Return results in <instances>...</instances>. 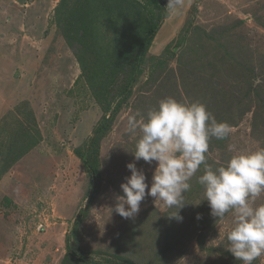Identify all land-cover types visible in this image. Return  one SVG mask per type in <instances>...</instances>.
Returning a JSON list of instances; mask_svg holds the SVG:
<instances>
[{"label": "rangeland", "instance_id": "rangeland-1", "mask_svg": "<svg viewBox=\"0 0 264 264\" xmlns=\"http://www.w3.org/2000/svg\"><path fill=\"white\" fill-rule=\"evenodd\" d=\"M167 3L0 0V264H242L226 248L234 213L217 220L203 200V165L182 220L150 196L133 219L111 211L127 163L151 185L127 118L161 99L231 126L209 140L212 168L264 147V0Z\"/></svg>", "mask_w": 264, "mask_h": 264}, {"label": "clouds", "instance_id": "clouds-1", "mask_svg": "<svg viewBox=\"0 0 264 264\" xmlns=\"http://www.w3.org/2000/svg\"><path fill=\"white\" fill-rule=\"evenodd\" d=\"M182 0H168L167 9L176 13ZM127 131L139 133L133 152L134 161L141 159L156 167L151 185L135 162L126 164L130 175L120 184L122 195L114 196L111 211L122 218L133 219L146 196L163 202L177 211L172 217L181 219L178 210L185 204L184 193L190 190V179L204 166L198 183L210 214L221 220L229 212L234 222L227 232V250L242 264H253L264 255V204L253 205L264 192V147L231 155L225 163L212 168L206 162L211 138H227L232 128L217 121L198 102L183 103L173 97L161 99L146 115L130 114ZM199 218V217H197Z\"/></svg>", "mask_w": 264, "mask_h": 264}, {"label": "trees", "instance_id": "trees-1", "mask_svg": "<svg viewBox=\"0 0 264 264\" xmlns=\"http://www.w3.org/2000/svg\"><path fill=\"white\" fill-rule=\"evenodd\" d=\"M156 29H157V26L154 28V27H150L148 30H147V32H146V35H145V37H144V39H146L147 41L150 39L149 37H151L154 33H155V31H156ZM144 41V40H143ZM143 41H142V44L140 45V49L142 50V48H144L143 47ZM141 50H139V51H137V53H136V55H135V60H139V58H140V54H141V52H143V51H141ZM141 51V52H140ZM136 62V61H135ZM119 62H117V64H118ZM135 67H133V69H134ZM100 72H102L103 74H106V75H108L107 73H106V68H100ZM111 72V71H110ZM112 73V72H111ZM110 77L111 76H109V77H107L108 79H110ZM134 78V75H133V73H132V71L130 72V76L127 78V82H128V84L132 81V79ZM111 79H113L112 77H111ZM124 93L126 94H128L129 93V90H127V89H124ZM104 100V99H103ZM105 101V100H104ZM104 104V106L106 107L108 104L107 103H103ZM108 107V106H107ZM106 107V108H107ZM86 264H94V263H86Z\"/></svg>", "mask_w": 264, "mask_h": 264}]
</instances>
